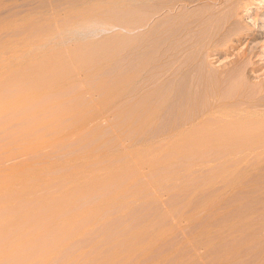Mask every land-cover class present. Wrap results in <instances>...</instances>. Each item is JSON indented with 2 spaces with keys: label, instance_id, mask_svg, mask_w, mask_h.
I'll list each match as a JSON object with an SVG mask.
<instances>
[{
  "label": "rangeland",
  "instance_id": "obj_1",
  "mask_svg": "<svg viewBox=\"0 0 264 264\" xmlns=\"http://www.w3.org/2000/svg\"><path fill=\"white\" fill-rule=\"evenodd\" d=\"M263 53L264 0H0V264H264V139L175 138Z\"/></svg>",
  "mask_w": 264,
  "mask_h": 264
},
{
  "label": "bare ground",
  "instance_id": "obj_2",
  "mask_svg": "<svg viewBox=\"0 0 264 264\" xmlns=\"http://www.w3.org/2000/svg\"><path fill=\"white\" fill-rule=\"evenodd\" d=\"M141 6H144V4H141ZM101 8H102V6L100 4H97L96 6H93V7L91 6L89 8V10L87 9V11L92 12L93 10H100ZM232 18H233L232 15L231 16L228 15L227 17H224L223 19H218L216 21H213V23L211 25H215V27H217V30H218L216 37L220 35L219 34L220 31L229 32L231 30H234V28H235L234 25H235L236 21L235 20L233 21ZM206 21L209 22L208 20H206ZM65 29H66V27H65ZM220 33H222V32H220ZM220 36H222V35H220ZM214 38L215 37H213V40H214ZM220 39H221V37H220ZM216 40H218V38ZM216 40H215V43H216ZM210 41H212V39ZM217 42H219V41H217ZM262 58H264V57H262ZM262 65H264V63ZM253 68H256V67L254 66ZM228 78H229V76L226 79H228ZM226 79L225 80L223 79L225 81V83H226ZM236 79H237V81H235V84L238 85L237 88H238V91L241 93V97L243 100L242 99H240V100H242V101H240V102L236 101L237 103L231 102V103H226V104L217 103L218 105L214 106L215 108L212 110V112L206 118H201L199 120V122L194 126L193 125L192 126L186 125L187 127L183 128L182 131L177 132V135L175 136V138H178L180 140L184 139V141L185 140H191L192 141L193 139H195V141L201 140V142H203L202 140H208V141L213 140V142H214V140H217V141L223 140L224 141V140H233V139H245V140L264 139V111L262 110V109H264V96H261V93H258L260 96L258 94L257 95L260 98L259 97L256 98V95H255L256 93L255 94L252 93L253 91L252 92L249 91V89L245 88V86L242 87L241 84L243 81L240 80L241 78L237 77ZM230 81H232V80H230ZM221 83H222V81H221ZM218 101H219V99H218ZM151 117H153V116H150L149 118L151 119ZM147 120H148V117H147ZM149 121L150 120H148L147 122H149ZM201 142H199L200 146L202 145ZM204 142H203V144H204ZM136 246H138V245H136ZM129 254H132V253H129ZM112 257L113 256H111V258ZM114 258H115V256H114ZM104 259H106V258H104ZM114 261L115 260L113 259V262Z\"/></svg>",
  "mask_w": 264,
  "mask_h": 264
}]
</instances>
